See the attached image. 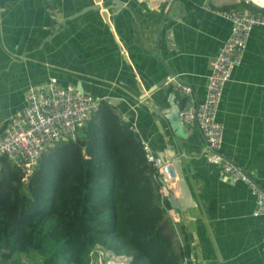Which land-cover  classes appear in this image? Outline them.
Masks as SVG:
<instances>
[{"label":"crops","instance_id":"1","mask_svg":"<svg viewBox=\"0 0 264 264\" xmlns=\"http://www.w3.org/2000/svg\"><path fill=\"white\" fill-rule=\"evenodd\" d=\"M231 0H0V133L26 106L35 84L55 78L105 99L152 155L178 163L191 195L167 208L174 251L187 264H264V221L248 186L208 163L198 129L172 131L171 104L204 100L209 63L230 35L215 10ZM180 86L191 88V95ZM175 97V102L171 98ZM221 154L264 190V28L254 27L217 111ZM181 200L178 183L168 187ZM130 259L125 264H129Z\"/></svg>","mask_w":264,"mask_h":264},{"label":"trees","instance_id":"2","mask_svg":"<svg viewBox=\"0 0 264 264\" xmlns=\"http://www.w3.org/2000/svg\"><path fill=\"white\" fill-rule=\"evenodd\" d=\"M0 165V264H99L98 252L129 264L185 260L133 122L110 104L100 102L75 141L42 153L26 184L8 159Z\"/></svg>","mask_w":264,"mask_h":264},{"label":"built area","instance_id":"3","mask_svg":"<svg viewBox=\"0 0 264 264\" xmlns=\"http://www.w3.org/2000/svg\"><path fill=\"white\" fill-rule=\"evenodd\" d=\"M169 0H149L152 7ZM235 3L251 4L259 9L264 0H231ZM214 13L230 23V35L222 46L218 56L209 63L204 100L195 105H183L178 116L180 123L189 129H198L209 149L208 163L220 168L223 176L248 186L255 197L254 216L264 221V190L241 169L221 154L223 144V126L217 121V111L226 83L233 69L240 63L249 35L254 27L264 28V15L238 7L215 10ZM184 95H191L188 86H180ZM26 106L12 118L7 129L0 133V162L8 161L21 173V181L26 184L32 177L42 153L53 148L60 141L76 139V133L97 111L100 102L89 94L82 93L72 86L61 87L55 78L28 88L25 95ZM147 160L151 163L165 185L177 182L174 167L152 155L148 145L143 144ZM1 172V165H0ZM161 186L162 199L167 197L168 188ZM99 253V252H98ZM103 261L107 259L100 252ZM117 258L111 263L121 264ZM110 258V259H111ZM109 259V260H110ZM100 262V260H99ZM107 264V263H106ZM182 264H187L186 259Z\"/></svg>","mask_w":264,"mask_h":264},{"label":"water","instance_id":"4","mask_svg":"<svg viewBox=\"0 0 264 264\" xmlns=\"http://www.w3.org/2000/svg\"><path fill=\"white\" fill-rule=\"evenodd\" d=\"M76 90L84 93L80 86H78ZM85 94H87V93H85ZM172 99L175 102V100H174L175 97L171 98V101H172ZM109 104L116 105L113 101H110ZM189 104L190 103L188 102L185 105L189 106ZM180 107H181V105L179 104V102H176V104L174 103V105L172 103L171 104V110L166 115V117H167L168 122L170 124V127H171L172 131L175 133V135H177L178 137H181V138H185L187 135V129L185 126H183L180 123V120H179L178 113H179ZM172 166L174 167V170H175L176 175H177V183H178V187L180 189V195H181L182 199L178 200L173 194L169 195L167 199L169 201L171 209L184 212L186 210V208L190 207L192 204L190 201V200H192L191 195H190L188 186H187L185 179H184L182 167L178 163L172 164ZM157 180L162 186H166L160 177H157Z\"/></svg>","mask_w":264,"mask_h":264},{"label":"rangeland","instance_id":"5","mask_svg":"<svg viewBox=\"0 0 264 264\" xmlns=\"http://www.w3.org/2000/svg\"><path fill=\"white\" fill-rule=\"evenodd\" d=\"M98 255H99V260H100L99 264H106V263H107V264H110L111 261H113V259H115V262L117 263V258H111L110 260L108 259L107 262L105 263V262L103 261V259H102V256H101L100 252L98 253ZM105 256H106V255H104V257H105ZM119 261H120L121 264H125L128 260H126L125 258H120ZM118 264H119V263H118Z\"/></svg>","mask_w":264,"mask_h":264},{"label":"bare ground","instance_id":"6","mask_svg":"<svg viewBox=\"0 0 264 264\" xmlns=\"http://www.w3.org/2000/svg\"><path fill=\"white\" fill-rule=\"evenodd\" d=\"M259 4H261L262 6H264V1H259Z\"/></svg>","mask_w":264,"mask_h":264}]
</instances>
